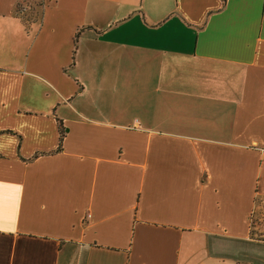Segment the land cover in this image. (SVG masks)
<instances>
[{"label": "crops", "instance_id": "crops-1", "mask_svg": "<svg viewBox=\"0 0 264 264\" xmlns=\"http://www.w3.org/2000/svg\"><path fill=\"white\" fill-rule=\"evenodd\" d=\"M0 264H264V0H0Z\"/></svg>", "mask_w": 264, "mask_h": 264}, {"label": "trees", "instance_id": "trees-1", "mask_svg": "<svg viewBox=\"0 0 264 264\" xmlns=\"http://www.w3.org/2000/svg\"><path fill=\"white\" fill-rule=\"evenodd\" d=\"M61 137H62V139H61V142H62V140H63V137H64V133H62V136H61Z\"/></svg>", "mask_w": 264, "mask_h": 264}]
</instances>
